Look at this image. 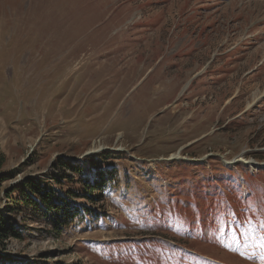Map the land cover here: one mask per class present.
Masks as SVG:
<instances>
[{
	"label": "rangeland",
	"instance_id": "obj_1",
	"mask_svg": "<svg viewBox=\"0 0 264 264\" xmlns=\"http://www.w3.org/2000/svg\"><path fill=\"white\" fill-rule=\"evenodd\" d=\"M263 140L264 0H0V148L18 170L6 185L61 176L58 158L106 151L120 167L62 234L0 200L24 234L8 252L264 264Z\"/></svg>",
	"mask_w": 264,
	"mask_h": 264
},
{
	"label": "trees",
	"instance_id": "obj_2",
	"mask_svg": "<svg viewBox=\"0 0 264 264\" xmlns=\"http://www.w3.org/2000/svg\"><path fill=\"white\" fill-rule=\"evenodd\" d=\"M106 155V151L100 155H86L79 162L58 158L63 168L61 176L36 175L6 185L16 178L18 170H4L7 156L0 148V200L7 202L8 213L24 212L32 219H44L56 234H62L85 215L97 212L92 204L102 201L106 189L119 182L120 167L104 164ZM15 218L0 212V264H37L35 260L5 250L7 239H24Z\"/></svg>",
	"mask_w": 264,
	"mask_h": 264
}]
</instances>
